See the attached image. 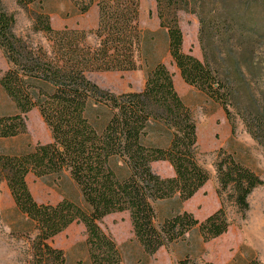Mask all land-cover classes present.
I'll list each match as a JSON object with an SVG mask.
<instances>
[{"label":"trees","instance_id":"trees-1","mask_svg":"<svg viewBox=\"0 0 264 264\" xmlns=\"http://www.w3.org/2000/svg\"><path fill=\"white\" fill-rule=\"evenodd\" d=\"M155 1L168 50L182 79L221 103L233 133L234 107L264 147V96L256 98L250 87L251 81L258 80L255 76L261 75L264 62V0ZM17 3L30 10L42 0ZM94 3L99 21L90 30L56 29L42 7L33 10L34 30L46 33L45 46L16 33L15 14L0 0V49L8 63L0 85L19 111L0 115V140L24 134L26 114L34 108L52 135L51 142H39L21 153L0 150V181L7 183L17 209L27 218L23 230L31 244L33 264H67L66 251L52 241L75 222L86 228L91 264H120V247L100 224L114 212H130L135 237L147 255L185 239L198 226L203 240L210 241L231 226L228 204L245 213L250 194L264 184L257 172L221 151L216 163L219 209L203 221L182 210L157 222L156 201L178 197L185 202L210 179L198 157L197 123L163 62L148 68L140 91L116 93L88 76L92 71L140 68L145 34L140 26L141 0H89L82 12ZM181 11L198 17L203 59L184 50ZM91 34L98 39L95 45L88 41ZM243 93L249 95L247 104L241 102ZM101 108L107 113L92 118L91 113ZM159 131L167 134L166 144L152 139ZM116 159L122 169L113 167ZM155 161L169 162L175 175L163 177L154 172ZM65 171L79 187L82 202L70 198L55 204L37 201L27 176ZM178 264L217 263H199L187 256ZM246 264L261 263L255 259Z\"/></svg>","mask_w":264,"mask_h":264},{"label":"rangeland","instance_id":"rangeland-1","mask_svg":"<svg viewBox=\"0 0 264 264\" xmlns=\"http://www.w3.org/2000/svg\"><path fill=\"white\" fill-rule=\"evenodd\" d=\"M7 10L16 17L15 31L18 35L29 36L35 44L48 45L47 35L43 31L34 30L33 10L42 7L51 17L52 26L56 29L76 27L80 23L82 7L89 0H42V4L30 6V10L20 6L17 0H2ZM95 9V10H94ZM140 26L144 29L142 56L139 58L140 68L129 71H92L88 76L101 87L116 93L125 91H140L145 87L148 68L158 62L167 65L173 75L175 87L185 103L192 109L197 123L199 160L209 171V181L189 200L181 202L178 197L155 202L157 222L162 223L168 216L178 211L188 210L200 220H205L220 207V200L216 192L218 186L216 163L222 157L221 151L233 154L240 162L257 172L264 181V147L248 131L241 114L231 107L234 113L235 131L228 120L223 106L210 98L198 88L187 84L173 62L168 50L166 30L160 26L155 0H141ZM85 19L97 28L99 8L94 3L85 13ZM180 25L184 33V50L203 59L199 44V20L195 14L180 12ZM95 21V23H94ZM89 43L95 45L98 39L94 34L88 38ZM264 51V40L261 43ZM264 56V55H263ZM8 63L0 49V78L7 70ZM261 75L255 76L257 81H251L250 87L258 99L264 96V62ZM248 78H251V76ZM242 103L250 100L246 93L240 94ZM18 108L12 98L0 85V115L17 114ZM107 113L101 108L93 111L92 118ZM27 131L16 137L0 140V150L8 153H21L30 150L37 143L52 141L49 127L44 122L38 108L26 114ZM153 135L155 142L166 144L167 134ZM166 146V145H161ZM113 167H119L121 161L113 160ZM153 171L163 177L174 176L173 167L167 161H155ZM119 171V170H118ZM30 189L39 202L57 203L64 198L82 202L79 187L69 171L62 175H46L38 177L33 173L27 176ZM249 209L243 213L235 205L229 203L228 210L231 226L223 235L204 241L199 226L191 230L187 237L160 248L154 255H147L133 230L128 226L126 218L109 226H118L119 239L127 238L122 243L124 264H178L190 257L192 260L204 263L212 261L217 264H246L251 260H258L264 264V184L258 186L250 194ZM125 213V212H124ZM27 218L16 207L15 201L5 181H0V264H33L31 244L24 233ZM114 224V225H113ZM86 228L81 222H75L68 230L56 236L52 244L62 248L67 253V264H91L87 245Z\"/></svg>","mask_w":264,"mask_h":264},{"label":"crops","instance_id":"crops-1","mask_svg":"<svg viewBox=\"0 0 264 264\" xmlns=\"http://www.w3.org/2000/svg\"><path fill=\"white\" fill-rule=\"evenodd\" d=\"M95 10V9H94ZM86 15L87 14H83L82 16H81V20H80V23L79 24H77V26L76 27H73V28H84V29H86V28H89V27H93V25H89V24H87L88 22L86 21V20H84L85 19V17H86ZM83 16H85V17H83ZM94 23H95V21H94ZM153 163H155V162H153ZM152 163V164H153ZM169 163V162H168ZM186 209V208H185ZM184 209V210H185ZM125 212V213H124ZM123 218L125 219L126 218V221H127V224H128V226H130L131 228H132V230H133V226H132V222H131V216H130V212L129 211H123V212H114V213H111V214H108V215H106L104 218H103V220L100 222V224H101V226L107 231V232H109V233H111L112 235H113V237L115 238V240L117 241V243H118V245H119V247H120V250H121V255H122V260H121V263L120 264H124V252H123V248H122V243L125 241V239L127 238V236L126 237H123L122 239H119V236H117V234H116V232H117V229L115 230V228H117L118 226H109V224H108V222L109 221H112V223H115L116 221H120V222H122L123 221ZM82 225L84 226V224L82 223ZM114 225V224H113ZM85 227V226H84ZM66 230H68V228L66 229ZM65 230V231H66ZM64 231V232H65ZM63 233V232H62ZM62 233H60V234H62ZM59 234V235H60ZM133 234H134V231H133ZM135 235V234H134ZM58 236V235H57ZM162 248V247H161ZM160 250V249H159Z\"/></svg>","mask_w":264,"mask_h":264}]
</instances>
